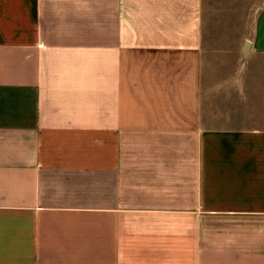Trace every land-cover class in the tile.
<instances>
[{
  "label": "crops",
  "instance_id": "0c3cea01",
  "mask_svg": "<svg viewBox=\"0 0 264 264\" xmlns=\"http://www.w3.org/2000/svg\"><path fill=\"white\" fill-rule=\"evenodd\" d=\"M0 264H264V0H0Z\"/></svg>",
  "mask_w": 264,
  "mask_h": 264
}]
</instances>
